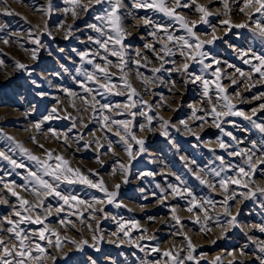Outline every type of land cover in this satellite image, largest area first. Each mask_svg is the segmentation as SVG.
<instances>
[{
  "label": "rangeland",
  "instance_id": "1",
  "mask_svg": "<svg viewBox=\"0 0 264 264\" xmlns=\"http://www.w3.org/2000/svg\"><path fill=\"white\" fill-rule=\"evenodd\" d=\"M82 2L87 3L88 0H82ZM122 2L125 8L121 11H131L132 13V15L126 16L124 19L126 31L129 33L124 41L125 44L130 45V49L126 50L127 55L131 59H136L135 49L139 48L141 56H147L152 61L149 68L159 66V62L155 60L152 52L144 48V44L154 41V37L150 35L151 32L157 31L154 25L161 26L158 35L163 34L164 27H167L176 36L184 35V32L170 17L165 16L156 9H132V0H122ZM164 2L171 7L174 0H164ZM196 3L207 5L213 13L208 17V20L211 26L217 28L216 34L221 39L216 40L211 45L206 44L204 50L221 62L219 67L222 69V75L227 72L229 77H231V74L235 72V68H239L245 73L249 72V65L244 64L233 49L252 48L259 54L264 52V45L258 39L253 38L247 28H232L225 33L224 29L227 26L221 25L219 22L226 19V17L217 14V10L223 11L222 0H196ZM228 3L232 23H247L245 15L240 12L244 0H228ZM47 4L48 0H0V24L5 26L3 30H0V37L17 41L16 43L10 42L5 45L0 40V61H3L0 64V131L6 136L14 137L16 141L22 142L36 156H43L44 151L50 149L62 154L70 161L71 167L74 169L80 168L85 174H88L89 170H94L99 175L97 177L90 176V178H102L106 181L109 191L113 190V185L119 183L120 189L116 202L123 206L116 207L114 204H105L104 211L107 214V218H102L100 213H97L100 235L103 236L99 251L87 246L84 247L83 251H76L72 246L64 243L62 252H58L55 248H47V253L54 256L55 260L47 259L45 264H91L92 260H95L96 264H146V262H152L159 254H149L148 250L151 247L158 246L163 251L174 245L179 249L183 242V236L172 235V233L179 230V226L175 225V221L171 218L170 206L177 208L181 223L184 225V232L191 237L196 246L194 255L198 258V264H241V261H243V264H260L259 260L256 259L258 255L257 246L260 243H264V233L260 232L258 228L253 227L249 230L247 227L249 225H264V211H261L259 203L260 199L264 198L259 197L258 193L256 198L243 199L241 203L232 206L233 214H236V210L239 208L237 221L241 227H244L245 231H241V227H232L225 231L223 235H221V229L211 221L204 225L211 228V231L201 232V225L192 222L195 217H191L187 211L181 210L187 207L186 199L180 197L172 198L168 195V198L161 202L160 189H166L168 183H177L173 174L183 177L187 187L193 191L198 200L206 197H211L215 200L222 199L219 192L212 193L209 189L200 185L187 172L179 156L183 155L189 159H195L200 167H205L210 163L211 167H218L219 161H215L212 154L208 152L207 146H211L216 149L218 154L224 155L226 161L241 162L239 157H229L219 149L216 144L218 139L229 144L232 141L229 136L224 135L220 129L216 128L211 123V120L203 128L198 127L199 121L195 123L189 121L195 135L176 132L175 129L177 127L182 128L179 121L187 119L191 114L192 109L190 106L199 108L201 101L204 100L199 83L195 85L189 83L186 87H181L183 79L179 73L172 72L169 74L167 71H162L158 76L166 81L169 80V77L176 80L177 87L170 91V83H158L157 85L149 86L153 95H145L141 82L136 78V67L130 63L128 66L130 71L126 79L144 100H148L153 105L154 111L150 113L151 115L156 114V105L158 103L162 102L164 104V107L158 109L159 115L171 121L173 127L169 129V133L176 142L179 151L177 152L176 149H173L167 139L159 135L158 130L151 133H141L139 124L146 121L142 117L137 116L133 120V124L136 126L134 130L138 137L142 136L145 138L144 153L129 164L127 156L121 147L114 144L115 155L112 153L101 155L103 161V166H101L95 162L97 156L96 144L93 143L89 149L82 147L85 142L94 139L89 134L90 131H95V139H100L104 144V147L100 149V153L106 151L108 141L103 140L104 132L98 130L99 126L93 120L95 114L92 111H82L84 104L79 96H88V94L84 93L78 84L73 82L75 67L80 64V61L79 57L72 52L73 48L84 51L94 47L88 41L87 36H94L95 33L88 29L87 25L96 22L93 17L100 11L101 6L95 5V10L90 9L87 14L81 12L79 17L73 21L70 13L65 20L64 13L61 11L66 6L64 0H51L52 10L50 13L47 11ZM176 11L181 15H187L189 19H199V13L195 11L194 4H191L189 8H177ZM133 16L137 19H133ZM139 17L148 18L149 24H144L143 20L138 19ZM255 18L256 16L253 17V19ZM62 20H65L66 25H73L72 36L67 40L64 39L62 31H57V25ZM45 25H47V31H45ZM210 25L197 24L195 31L201 35L202 40L208 38L203 33L212 31ZM29 29L32 30L34 35L40 36L42 45L38 53V59L35 61L31 59L30 50L34 49L36 45L29 41L27 35ZM48 32H51V37ZM10 33H16L17 35L9 37ZM237 33L240 34L239 37ZM155 47L159 49L160 44L158 41ZM25 49H28V51ZM60 49H64V51L61 52ZM109 59L115 62L117 58L109 57ZM175 59L178 63L181 62L178 52ZM17 61L28 66L32 73L31 78L26 73L15 68ZM228 64H232L235 67L228 68ZM61 65L68 69V73L63 71ZM83 67L90 68L88 65H83ZM172 67L171 63L165 64V69ZM199 67L197 64H190L189 71L199 73ZM215 67L217 65H213V68ZM112 71L115 72L116 70L112 69ZM140 72L144 73V75L151 74L145 68H141ZM56 73H60V76H57ZM235 75L237 79L236 85L231 84L230 78L222 79L221 83L225 86L227 94L236 105V110L251 115V110L257 108L258 111L253 119H256L257 122H264V109H259V105L264 103V96H260L261 93H264V81L259 79L258 73L252 74L251 81H247L246 77H240L238 73ZM205 76L215 79L210 77V70L205 73ZM32 79L40 85L39 88L31 82ZM76 79L82 78L76 77ZM113 81L117 85L123 86L118 75L114 76ZM60 87L68 88L78 95L67 96L59 91ZM214 89L215 85L213 84L210 89L213 93V100H215ZM118 90L119 87L114 89V91ZM41 91L46 93V95L43 97L37 95ZM236 91L240 92L239 100L235 97ZM126 95L127 93L123 96L106 94L102 97L97 94L96 99L101 103L123 104ZM256 96H260V99H254ZM55 98H59L60 104L58 107L62 109L59 113L54 114V116L58 115L59 118L43 121L40 129H36L35 124L41 122L52 107L57 106ZM88 99L91 104V97L88 96ZM70 103L76 105L75 110L70 106ZM203 106L207 107L206 101ZM173 109L175 110L173 111ZM63 110H66L71 116L77 117L78 121L82 120L87 127L82 128L77 123V127L69 132L68 129L71 127L72 121L63 118ZM112 115L115 116V113H112ZM123 118V116H116V119ZM128 118L133 119L132 117ZM155 124L156 122L153 121L154 126ZM49 128L55 129L58 134L67 133L69 137L83 133L84 140L80 141L79 150L77 143H63L62 136L59 139L52 138L51 132L48 131ZM221 128H223L224 132H231L233 136L243 140L244 144H241L240 147L250 148L252 141H257L258 143L260 139L259 132L239 115L224 118ZM243 129L248 130L244 131ZM107 135L111 141L118 139L111 132H107ZM196 135L200 136V141L196 140ZM33 137L36 138L37 143H33ZM39 145H43V149ZM193 145H198V147H193ZM0 150L12 155L14 159L27 167H34V164L21 156L18 150L13 153L10 144L2 138H0ZM117 161L129 168V182L126 184L123 183V175L119 169L115 175L111 174L112 168ZM261 169H264V165H258L257 169L251 172L249 177H242V181L246 180L249 186L253 188H264V172ZM149 172L155 173V175H141ZM8 173L10 175H7ZM24 174L26 173L23 168L13 170L7 161L0 158V176H3L6 181L14 180L18 184L23 183L20 176ZM157 185H160V188ZM230 187L237 191H247L246 189H239L237 185H231ZM61 188L70 189L80 199L87 201H91L93 197L100 198L103 195L78 183L70 186L62 184ZM0 189H3V185H0ZM21 194L23 195L24 193ZM0 196L8 199L10 203H15V197H12L6 190L0 191ZM145 197L147 198L145 199ZM49 200L53 207L57 206V202L53 198H49ZM73 204L75 207L69 209V211L77 214L83 212L81 219L85 221L84 224H81L80 220L77 219V215H73L68 217V219L74 222L75 227L70 223L67 228H64L57 223V216L53 213L48 218V221L51 222L50 226L60 230L62 237L66 235L69 238L79 240L83 236L91 243V233L87 228L90 209H85L84 206L75 204V202ZM97 207L99 206L97 205ZM217 209L223 219L222 209L219 208V205H217ZM10 212L11 208L8 205L0 204V219L8 216ZM60 215L66 216L67 212H62ZM113 217H115V220ZM150 217L152 219H149ZM121 220L125 222V228L129 230V236L134 240L142 234L144 229L147 230V235L154 237L153 240L145 239L140 241L141 246L146 247V251L142 252L139 248L126 242L120 243L119 247L115 243L108 242L110 239H116L111 234L116 231L117 222ZM133 220L139 222V230L132 227L130 221ZM91 224L95 229L97 226L96 221H91ZM21 227L32 231L39 230L42 226L28 224L21 225ZM80 229H83V231H80ZM245 232H247V235H245ZM7 237L8 234L5 233L4 238L6 240ZM249 237L253 239L250 240ZM41 244L46 246L47 241H43ZM241 249L245 253L243 257L240 255ZM64 253H67V256ZM230 253L231 255H229ZM189 264H192V262H189Z\"/></svg>",
  "mask_w": 264,
  "mask_h": 264
},
{
  "label": "snow or ice",
  "instance_id": "2",
  "mask_svg": "<svg viewBox=\"0 0 264 264\" xmlns=\"http://www.w3.org/2000/svg\"><path fill=\"white\" fill-rule=\"evenodd\" d=\"M223 11L217 10L218 15H223L226 19L221 20V25H226L224 29L225 33L232 28L247 30L252 34L253 38L258 39L262 45H264V0H244L243 7L240 8V12L246 17L247 23L233 24L229 15V3L228 0H222ZM66 5L61 11L64 13L65 20L68 14H71L73 21H75L81 12L87 14L90 9L95 10V5H100L101 9L97 12L93 19L95 23H90L87 28L90 29L95 35H88V41L94 45L93 48H88L84 51H79L76 48L72 49V52L79 57L80 64L75 67V76L73 82L77 83L79 88L87 93L91 97L92 103L90 104L88 96H79L84 104L82 111H92L95 115L93 120L98 124L99 129L104 132L103 140L108 141L107 148L104 153H100V149L104 147V144L100 139H95V131H90V135L93 136V140L85 142L82 147L89 149L93 143L96 144V163L103 166L101 155H107L114 152V144L119 145L122 151L126 154L129 164L132 160L144 153L145 138L138 137L133 124L135 117L140 116L146 122L139 124V131L155 132L159 131V135L167 139L168 143L173 149L179 151L178 146L174 139L170 136L169 129L173 127L171 121L164 119L159 115L158 109L164 107V104L158 103L156 105V114L151 115L154 111L153 105L144 100L143 97L132 87L131 83L126 79L129 75V64H134L136 67V78L142 84L145 95H153L150 91V85H157L158 83H170L169 90L172 91L177 87V81L174 79L164 80L161 79L158 74L162 71H167L169 74L177 72L183 79L181 87H186L189 83L197 84L202 89L201 95L204 100L201 101V106L191 107V114L187 119L179 121L182 128L177 127L175 130L181 134H192V126L189 121H199L198 127L211 123L224 135L231 138L232 143H225L223 140H217L216 144L223 152L229 157H239L240 163H233L232 161H226L224 155L218 154L216 149L207 146L208 152L212 154L215 161H219L218 167H211V163L205 167H200L195 159H189L187 156H179V159L183 163L187 172L190 173L200 185L209 189L210 192H219L222 199L215 200L211 197L198 200L193 194V191L187 187L182 176L173 174L177 183H168L167 188L160 189L161 202L168 198L170 195L172 198L180 197L187 200V207L181 210L187 211L191 217H195L192 221L194 224L201 225L200 231H211V228L205 227L207 222L211 221L221 229V235L225 231L232 227H241L237 221L239 215V208L236 210V214H233L232 206L242 202L243 199L256 198L257 193L259 197L264 198V188L262 187H250L249 183L245 180L242 181V177H249L250 173L257 169L258 165H264V122H257L253 117L256 116L257 108L251 110L252 114L248 115L243 111H237L236 105L232 102V98L227 94L225 86L221 83L222 79L230 78L231 84L236 85V73L240 77H246L247 81L252 80V74L258 73L259 79L264 81V52L257 53L252 48L247 49H233L237 52L238 58L242 59L244 64L249 65L250 71L245 73L239 68H235V72L229 74L224 72L222 75V69L219 67L220 61L211 56L208 51H205V45H211L216 40L221 39L217 36V28L211 26L208 17L213 13L210 11L207 5L196 3V0H174L173 5L168 6L164 0H132V9H156L162 12L165 16L170 17L175 24H178L184 35L176 36L167 27L163 28V34L158 35L161 26L154 25L157 31L151 32L150 35L154 37L152 43L144 44V48L152 52L155 60L159 62V66L149 68L152 63L147 56H141V50L135 49L136 59H131L126 50L130 49V45L124 43L125 39L129 35L124 25V19L126 16L132 15L131 11H121L125 8L122 0H88L87 3H83L82 0H64ZM191 4L195 5V11L199 13L198 20L189 19L187 15H181L176 11L177 8H189ZM52 10L51 0H48L47 11L50 13ZM254 10V11H253ZM256 16L255 19L253 17ZM133 19H137L133 16ZM143 20L144 24H149V19L146 17H139ZM65 20H62L57 25V31L64 33V39L67 40L72 36L73 25L65 24ZM198 23L208 24L212 27L210 33H203L207 39H201V35L198 34L195 29ZM4 25L0 24V30L4 29ZM45 31H47V25H45ZM17 35L16 33H10L9 37ZM29 41L36 45L31 51V59L33 61L38 59V53L40 50L41 41L39 35H34L32 30H28ZM51 37V32H48ZM239 37L240 34L237 33ZM0 40L5 45L16 43V40H10V38L0 37ZM159 42L160 47H155L156 42ZM22 46V45H21ZM231 47V45H229ZM28 51V49H25ZM61 52L64 49H60ZM179 53L181 62H177L175 56ZM51 54V53H49ZM109 57H116V61H112ZM70 59L69 57H65ZM207 61V62H206ZM255 61V63H253ZM3 61H0L2 64ZM171 63L172 68L165 69V64ZM199 65V73L190 72V64ZM83 65H88L90 68H84ZM213 65L217 67L213 68ZM232 64H228V68H234ZM15 68L26 73L31 78V70L27 65L16 62ZM61 68L65 73H68V69L61 65ZM141 68L147 69L151 74L144 75L140 72ZM112 69L116 71L113 72ZM210 70L211 79L205 76ZM60 76V73H56ZM119 76L122 85L119 86L114 83V76ZM76 77L82 79L77 80ZM31 82L40 87L34 79ZM215 85V100H213V93L210 91L212 85ZM119 87L118 91H114ZM59 91L65 93L67 96H77V93L70 91L65 87H60ZM125 96L123 104H112L109 102L101 103L96 99V95L105 96L111 94L114 96ZM37 95L43 97L46 95L44 92H38ZM260 96H264L261 93ZM260 96L254 97V99H260ZM235 97L240 99V92L236 91ZM56 99L57 106L52 107L48 115L43 117L41 122L35 124L36 129H40L41 123L53 118H59L54 114L62 111L58 107L60 104L59 98ZM163 101V97L161 98ZM207 103V107H204V103ZM97 105L99 106L97 108ZM70 106L75 110L76 105L70 103ZM259 109H264V103L259 105ZM175 109H173L174 111ZM64 111L63 118L71 120V127L68 129L71 132L77 127V123L82 128H86L87 125L78 121L77 117L71 116L66 110ZM115 113V116L112 115ZM241 116L247 121L250 126L256 129L260 134L259 142L252 141L251 147H240L244 144L243 140L233 136L231 132H224L221 128V123L224 118L229 116ZM116 116H123V119H116ZM132 117L133 119H129ZM153 121L156 122L155 126ZM247 131L248 129H243ZM49 132L52 134V138L59 139L63 137V143L68 144L77 143L78 150L80 148V141L84 140L83 133H78L74 137H69L67 133H57L55 129L49 128ZM107 132H111L112 135L118 137L116 141H111L107 135ZM0 138L4 139L10 144L11 150L15 153L19 151L20 155L25 157L29 162L34 164L33 168L27 167L25 164L18 162L3 150H0V158L7 161L13 170L23 168L25 173L20 176L23 183H16V181H6L3 176H0V185H3L2 190H6L12 197H15V203L3 196H0V204L8 205L11 208V212L8 216L0 219V264H45L47 259L55 260L54 256L47 253V248H55L58 252L63 251V244L67 243L72 246L76 251H83L84 247L94 248L96 251L100 250V243L103 240V236L100 235L99 219L97 213H100L102 218H107V214L104 211L105 204H114L116 207H122L123 205L117 203L118 191L120 184L113 185V190L109 191L106 181L102 178L91 179V177H97L99 174L94 170H89L88 174H85L80 168H72L70 161H68L62 154L55 152L54 150H45L43 156H36L31 150L26 148L22 142H18L12 136H6L0 131ZM196 140L200 141V136L196 135ZM33 143H37L36 138H32ZM235 145V147H233ZM138 146V147H136ZM43 149V145H39ZM198 147V145H193ZM231 149V150H229ZM121 171L123 175V183H128L129 168L120 162H116L112 168V175H115L118 171ZM264 172V169H261ZM7 175H10L8 173ZM141 175H155V173H142ZM85 185L89 189H94L102 193V197H93L91 201L83 200L78 195L72 192L70 189L61 188V185ZM231 185H237L239 189H246L247 191H237L232 189ZM160 188V185H157ZM170 190V191H169ZM143 191V190H141ZM21 193H24L23 195ZM49 198H53L57 202V206L53 207ZM147 197H145L146 199ZM79 204L84 206L85 209H90L88 215V231L91 233V243L87 238L83 236L79 240H75L67 237H62L60 230L50 226L48 218L53 215L57 216V223L64 228H67L68 224H73L68 217L77 215V219L81 224L85 221L81 219L83 212L79 214L69 211L73 209L75 205ZM231 202V203H230ZM261 211H264V199H260ZM97 205L99 207H97ZM217 205L222 209L221 213L217 209ZM67 206V207H65ZM171 218L175 221V225L179 226L177 232L172 235L183 236V242L179 249L174 245L167 250H161L158 246L151 247L149 254L158 253V257L152 262H146V264H198V258L194 255L196 246L194 245L190 236L184 232V225L181 223V219L178 215L177 208L170 206ZM62 212H67L66 216H61ZM115 220V217H113ZM149 219H152L151 217ZM95 220L97 223L96 228L92 227L91 221ZM203 222V223H202ZM118 227L111 235L115 237V240L110 239L109 243H115L119 247L120 243H128L140 249V251H146L145 246H141V240H153V236L147 235V230L144 229L142 234L135 240L129 236V230L125 228L124 221H118ZM133 228H138V221H130ZM41 225L39 230L29 231L21 225ZM249 230L253 227L264 233V225H249ZM83 231V229H80ZM241 231H245L244 227H241ZM7 233V240L4 238V234ZM122 234V235H121ZM247 235V232H245ZM127 238V239H125ZM249 239H253L249 237ZM47 241V245L43 246L41 242ZM246 247V246H245ZM258 255L256 257L260 264H264V243H260L257 246ZM67 256V253H64ZM231 255V253L229 254ZM240 255H245L243 249L240 251ZM218 260V258H217ZM91 264H96L95 260L91 261ZM243 264V261H241Z\"/></svg>",
  "mask_w": 264,
  "mask_h": 264
}]
</instances>
